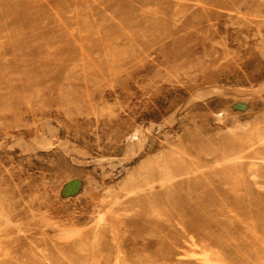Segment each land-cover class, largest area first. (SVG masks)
Masks as SVG:
<instances>
[{
  "label": "rangeland",
  "instance_id": "rangeland-1",
  "mask_svg": "<svg viewBox=\"0 0 264 264\" xmlns=\"http://www.w3.org/2000/svg\"><path fill=\"white\" fill-rule=\"evenodd\" d=\"M0 264H264V0H0Z\"/></svg>",
  "mask_w": 264,
  "mask_h": 264
}]
</instances>
